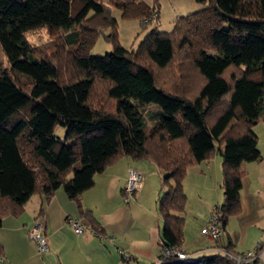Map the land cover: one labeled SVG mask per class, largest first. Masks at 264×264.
I'll return each instance as SVG.
<instances>
[{
  "label": "trees",
  "instance_id": "obj_1",
  "mask_svg": "<svg viewBox=\"0 0 264 264\" xmlns=\"http://www.w3.org/2000/svg\"><path fill=\"white\" fill-rule=\"evenodd\" d=\"M74 1L0 0V51L8 64L0 71V225L33 194L47 201L62 188L77 200L95 173L127 156L165 172L159 264H246L218 250L179 259L161 249H183L182 182L189 166L214 152L221 156L222 240L228 218L241 211L242 164L259 157L253 126L264 120V0H195L202 8L178 17L170 32L150 29L130 50L115 41L110 7L123 18H147L144 26L157 17L159 0L152 8L142 0H80L71 16ZM41 28L66 32L65 64L29 44L25 35ZM100 33L113 48L90 55ZM149 104L160 108L151 115L154 126L142 112ZM56 125L65 128L62 140L53 135ZM222 244L233 256L246 254L229 239ZM253 264H264V250Z\"/></svg>",
  "mask_w": 264,
  "mask_h": 264
},
{
  "label": "crops",
  "instance_id": "obj_2",
  "mask_svg": "<svg viewBox=\"0 0 264 264\" xmlns=\"http://www.w3.org/2000/svg\"><path fill=\"white\" fill-rule=\"evenodd\" d=\"M260 123L264 137L262 117L253 131L258 136L255 127ZM257 147L259 157L242 164L241 211L228 218L221 241L229 239L234 250L241 253L252 249L264 231V142L259 145L258 137ZM130 169L142 173L143 184L126 202L123 188ZM164 175L149 160L121 156L95 173L92 186L77 200L68 198L62 188L55 190L47 201L33 194L20 214L6 215L1 221L0 264H157L162 226L157 202L165 190ZM182 185L186 194L183 250L197 258L214 250V243L200 233V228L207 224L212 209L223 198L220 154L214 152L189 166ZM190 192L195 194L192 199ZM188 206V212L195 206L197 214L187 221ZM78 207L92 218L100 234L91 227L87 216L79 214ZM69 217L79 219L84 228L82 234H75L67 224ZM42 219L48 249L38 253L28 232ZM121 252L128 255V260Z\"/></svg>",
  "mask_w": 264,
  "mask_h": 264
},
{
  "label": "rangeland",
  "instance_id": "obj_3",
  "mask_svg": "<svg viewBox=\"0 0 264 264\" xmlns=\"http://www.w3.org/2000/svg\"><path fill=\"white\" fill-rule=\"evenodd\" d=\"M99 1L104 4H113L114 2H118L121 0ZM142 1L146 2L152 8V0ZM81 5L82 3L80 0H75L72 3L70 11L71 16L75 15ZM159 5L160 8L157 17L144 26L141 23H145V19L147 18H144L143 20H140L136 17L123 18L121 16L120 10L111 6V15L116 20L115 41H117L123 48L130 50L132 48H135L136 44L140 41V39H142L143 35L150 29L156 28L160 32H170L173 29L174 23L178 17L185 16L189 13L194 12L196 9H199L200 6L202 7L201 4L195 2L194 0H159ZM92 14L93 11H89L86 15V18L92 16ZM78 26H75L74 28H78ZM103 33L107 36L109 34V29H104ZM65 34L66 32L61 29L48 34L46 29L41 28L28 32L25 36L27 41L33 48L41 51L40 56H43L44 58H50L54 61L57 60L61 63L63 62L62 64H65L67 52L70 48L67 44L64 43L63 37L65 36ZM105 37L102 33L97 36L95 42L89 49L90 55H104L105 53L112 50V40H107ZM7 66V60L4 57L3 53L0 51V71L2 69L4 70ZM157 111H160V108L155 104H149L145 106L144 109H142L143 115L147 120V123L151 126L156 125V121H152L151 115L153 113H156ZM261 127V123L255 127V132L258 135L257 137L259 145L264 142L263 127ZM53 135L59 138L60 140L64 139L65 128L61 125H56L53 130ZM194 195V192H190L191 199L194 197ZM189 207L190 206H188L186 210L187 212L189 211ZM194 209L196 210V207L192 206L190 212H188L187 221L189 218H193L197 214L195 213Z\"/></svg>",
  "mask_w": 264,
  "mask_h": 264
},
{
  "label": "built area",
  "instance_id": "obj_4",
  "mask_svg": "<svg viewBox=\"0 0 264 264\" xmlns=\"http://www.w3.org/2000/svg\"><path fill=\"white\" fill-rule=\"evenodd\" d=\"M143 184V175L139 170L136 169H130L128 171L125 186L123 188V199L124 201H128L129 198L134 194L141 190ZM218 216L219 211L218 208L215 207L212 209L209 219L206 225L201 227L200 233L206 237L209 241L214 243V250L221 251L225 254H228L233 259L236 260L237 263H246V264H253V260L255 258H262L263 249L259 251L255 255V250L260 249V245L262 242H264V231L262 233V236L259 238V240L256 242V244L253 246L252 249L248 250L244 257L241 256H233L232 254L225 251L222 244V237H223V231L218 225ZM67 224H69L75 234H82L84 231L83 225L77 218H67L66 219ZM29 239L33 241L36 244L38 253L46 252L48 247L46 243V238L44 234V221L39 220L37 221L33 227L30 228L28 232ZM161 252H163L164 255H170L174 254L179 259H186L188 258V253H186L183 249H178L175 247H164L161 249ZM121 256L128 260V255L125 254V252H121ZM160 263V260L158 259L157 264Z\"/></svg>",
  "mask_w": 264,
  "mask_h": 264
}]
</instances>
